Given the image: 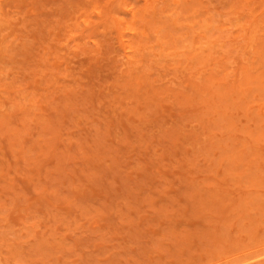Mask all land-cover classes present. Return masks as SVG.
<instances>
[{
	"label": "rangeland",
	"instance_id": "rangeland-1",
	"mask_svg": "<svg viewBox=\"0 0 264 264\" xmlns=\"http://www.w3.org/2000/svg\"><path fill=\"white\" fill-rule=\"evenodd\" d=\"M263 255L264 0H0V264Z\"/></svg>",
	"mask_w": 264,
	"mask_h": 264
},
{
	"label": "bare ground",
	"instance_id": "bare-ground-1",
	"mask_svg": "<svg viewBox=\"0 0 264 264\" xmlns=\"http://www.w3.org/2000/svg\"><path fill=\"white\" fill-rule=\"evenodd\" d=\"M264 256V255H263ZM261 258L263 259V257L261 256ZM253 260V259H252ZM245 261V260H244ZM251 261V260H250ZM261 261V260H260ZM264 261V260H263ZM242 262V261H241ZM249 263V260H247V261H245V262H243V263H241V264H246V263ZM236 264H240V263H236Z\"/></svg>",
	"mask_w": 264,
	"mask_h": 264
}]
</instances>
